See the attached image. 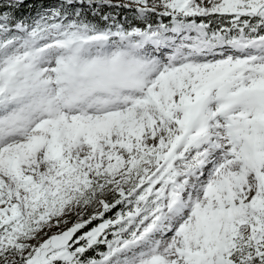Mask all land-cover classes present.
Listing matches in <instances>:
<instances>
[{
    "label": "snow or ice",
    "instance_id": "obj_1",
    "mask_svg": "<svg viewBox=\"0 0 264 264\" xmlns=\"http://www.w3.org/2000/svg\"><path fill=\"white\" fill-rule=\"evenodd\" d=\"M0 264H264V0H0Z\"/></svg>",
    "mask_w": 264,
    "mask_h": 264
}]
</instances>
